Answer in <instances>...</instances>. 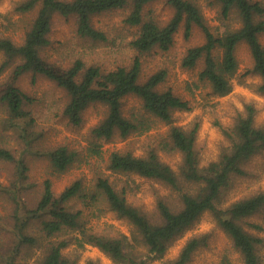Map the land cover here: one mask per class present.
<instances>
[{
	"label": "trees",
	"instance_id": "16d2710c",
	"mask_svg": "<svg viewBox=\"0 0 264 264\" xmlns=\"http://www.w3.org/2000/svg\"><path fill=\"white\" fill-rule=\"evenodd\" d=\"M158 1L171 8L165 21L154 13L153 4ZM203 1L218 9L220 24L216 29L206 22L199 0H18L14 3V13H33V16L19 41L0 35V75L6 72L0 78V106L5 112L1 124L6 130L11 129L22 144L18 154L0 145V161L12 163L16 175L10 185L0 187L15 205L12 242L0 255V264H13L27 246L43 248L37 259L40 264H74L75 258L64 253L71 244L74 249L85 244L97 246L118 263L147 264L148 259L161 257L173 239L205 211L228 234L243 264H264L259 250L263 237L247 231L242 224L251 215L264 214V189L223 204L238 177L258 174L248 167L249 161L264 151V127L254 124V106L247 103L233 125L223 128L227 144L216 159L202 165L195 143L196 125L186 129L173 123V112L187 109L188 101L170 87L161 86L167 76L166 68L145 77L141 75L146 54L155 48L167 50L180 26L186 38L197 27L204 39L186 49L181 66L193 68L201 61L198 79L207 82L213 93L224 95L231 90V78L238 68L236 47L244 42L252 59L249 71L260 76L257 90L264 92V47L259 40L264 32V0ZM115 9H127L123 22L128 28H135L131 38L124 42L135 53L128 64L102 67L76 58L70 65L62 66L42 55L41 50L51 42L49 33L54 15L73 16L78 36L104 43L109 40L108 33L93 25L92 16ZM26 73L32 77L41 75L64 91L59 114L69 125L82 124V113L88 105L96 102L105 105V115L89 130L85 156L64 143L45 148L35 145L42 132L36 129V119L29 108L35 99L19 86L20 78ZM129 95L140 100L145 113L168 124L166 136L150 144L144 154L112 150L104 159V141L149 128L144 118L123 113V100ZM159 148L179 152L176 169L159 158ZM26 154L46 157L57 173L95 157L104 162L105 169L154 180L170 195L156 192L154 208L148 212L129 202L125 187L116 188L104 171L98 169L89 183L77 177L58 193L53 191L51 180L45 178L37 202L28 207L21 196L26 187L15 184L28 179ZM107 210L132 225L129 235H111L88 224L91 215L97 217ZM32 224L37 225L35 233L28 231ZM206 243V235H194L173 259L161 264H187L192 253ZM85 264L102 263L87 259Z\"/></svg>",
	"mask_w": 264,
	"mask_h": 264
},
{
	"label": "rangeland",
	"instance_id": "374dc122",
	"mask_svg": "<svg viewBox=\"0 0 264 264\" xmlns=\"http://www.w3.org/2000/svg\"><path fill=\"white\" fill-rule=\"evenodd\" d=\"M16 1L18 0H0V35L19 41L23 28L29 24L33 13L24 15L14 13L13 5ZM199 1L206 22L212 29H216L220 24L217 7L207 4L206 1ZM153 9L161 21H165L171 14V8L163 1L155 2ZM126 13L127 9H115L92 16L93 25L108 33L109 40L104 43L93 42L78 36L75 32L76 22L73 16L63 18L60 15H54L49 33L51 42L41 50V53L48 60L62 66L70 65L76 58L82 59L85 64H98L102 67L128 64L135 53L133 49L125 46L124 42L131 38V32L135 28H128L124 24L123 18ZM232 23L236 25L235 21ZM113 39H115L114 43H112ZM203 39V33L199 28L194 27L186 38L183 34V26H180L174 34L172 45L167 50L155 48L143 57L141 70L142 77H145L159 68H166L167 76L161 86L170 87L174 93L188 101V108L175 110L172 119L174 124L186 129L196 125L195 143L202 165L216 159L223 146L227 144L222 130L233 125L238 114L244 113L247 103H251L255 108L254 124L264 127V92L257 90L260 76L249 71L252 59L248 45L244 42L237 45L235 55L238 68L231 78L232 88L228 93L219 95L213 93L207 82L198 79L201 61L193 68H185L180 64L186 49L202 43ZM259 40L264 47V32L259 35ZM5 73L0 75V78ZM19 86L35 99L29 108L35 116L36 129L42 132V136L35 145L45 148L64 143L70 148L78 149L82 156H85L90 138L89 130L105 115V105L99 102L88 105L82 113V124L75 127L69 125L65 117L59 114L65 98L64 91L51 80L41 75L32 77L31 73H26L20 78ZM122 110L125 115L135 114L144 118L149 128L134 131L124 138L115 136L104 141L102 143L104 159L112 150L131 151L135 155L144 154L150 144L157 143L166 136L169 128L165 122L145 113L136 96H126ZM4 114L0 106V145L7 146L18 154L22 144L11 129L6 130L1 124ZM157 152L162 161L168 163L173 169L177 168L180 161L179 152L161 148ZM25 161L28 179L15 184L26 187L21 196L28 207L37 202L41 183L45 178L51 180L53 191L58 193L77 177L89 183L98 169L104 171L116 188L125 187V196L129 202L148 212H152L154 208L156 192L168 195L167 197L170 195L165 187L154 180L138 174H122L105 169L104 162L95 157H89L88 162L74 163L61 173L52 170L46 157L26 154ZM248 167L255 169L258 172L257 176L238 177L234 186L226 193L223 199L224 205L264 189V151L254 156L249 161ZM15 179L14 165L0 161V187L5 188ZM14 207L13 201L8 198L5 191L0 189V255L12 242ZM20 213L22 214V211ZM252 223L258 224L259 227H255ZM88 224L97 231L111 235L119 233L129 235L132 231V225L126 219L117 217L109 210L97 217L91 215ZM242 224L247 231L260 235L264 239V214L251 215L244 219ZM28 231L35 233L37 225L32 224ZM194 235H206L207 243L200 245L192 253L187 264H243L239 251L233 246L228 234L216 224L209 211L203 212L189 228L174 238L161 257L148 259L147 264L170 261L178 254L186 240ZM259 250L264 259V243ZM42 252V247L27 246L16 256L13 264H40L37 259ZM64 253L71 259L75 258L74 264H85L87 259L97 260L102 264H123L113 261L97 246L91 244H85L78 249H74V244H71Z\"/></svg>",
	"mask_w": 264,
	"mask_h": 264
}]
</instances>
